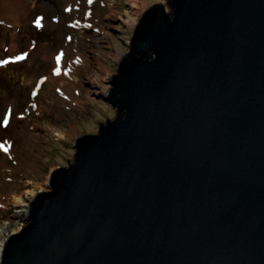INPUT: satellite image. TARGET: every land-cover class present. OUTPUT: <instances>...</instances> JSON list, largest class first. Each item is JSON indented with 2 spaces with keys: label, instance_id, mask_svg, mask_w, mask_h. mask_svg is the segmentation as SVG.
Listing matches in <instances>:
<instances>
[{
  "label": "water",
  "instance_id": "obj_1",
  "mask_svg": "<svg viewBox=\"0 0 264 264\" xmlns=\"http://www.w3.org/2000/svg\"><path fill=\"white\" fill-rule=\"evenodd\" d=\"M141 16L118 116L29 205L2 264H264V0Z\"/></svg>",
  "mask_w": 264,
  "mask_h": 264
},
{
  "label": "rangeland",
  "instance_id": "obj_2",
  "mask_svg": "<svg viewBox=\"0 0 264 264\" xmlns=\"http://www.w3.org/2000/svg\"><path fill=\"white\" fill-rule=\"evenodd\" d=\"M17 1L23 8L10 11L0 0L3 249L31 222L29 205L51 190L54 171L74 162L77 139L118 116L105 97L145 10L164 3L170 12L168 0Z\"/></svg>",
  "mask_w": 264,
  "mask_h": 264
},
{
  "label": "bare ground",
  "instance_id": "obj_3",
  "mask_svg": "<svg viewBox=\"0 0 264 264\" xmlns=\"http://www.w3.org/2000/svg\"><path fill=\"white\" fill-rule=\"evenodd\" d=\"M132 4L133 5H136V2L135 3H133L132 2ZM21 4H19L18 3V1L17 0H7V7L8 6H12V8L11 9H13V11H14V9H15V7L16 6H20ZM23 5L27 8V6L26 5H28V4H26L25 2H23ZM20 8H23L22 6H20ZM11 11V10H10ZM17 12V11H16ZM16 17V16H15ZM21 20V19H20ZM19 20V21H20ZM16 48V44L14 43L13 44V49H15ZM53 55V54H52ZM51 60V59H50ZM61 70V69H60ZM62 71V70H61ZM66 71V70H65ZM54 75H56V74H54ZM56 79V78H55ZM55 135H59V136H63V133L61 132V131H57V132H55ZM25 191H27V192H35V189L34 188H31V189H27V190H25ZM24 208L22 209V211H19L20 213H22V212H24ZM5 226V224L4 225H1L0 226V232L2 231V229H3V227ZM3 247H4V242L3 243H0V263L2 264V261H3V257H2V255H3V251H4V249H3ZM2 251V252H1Z\"/></svg>",
  "mask_w": 264,
  "mask_h": 264
},
{
  "label": "snow or ice",
  "instance_id": "obj_4",
  "mask_svg": "<svg viewBox=\"0 0 264 264\" xmlns=\"http://www.w3.org/2000/svg\"><path fill=\"white\" fill-rule=\"evenodd\" d=\"M18 58H20V57H10V59H18ZM0 63H7V61L6 60H0Z\"/></svg>",
  "mask_w": 264,
  "mask_h": 264
},
{
  "label": "crops",
  "instance_id": "obj_5",
  "mask_svg": "<svg viewBox=\"0 0 264 264\" xmlns=\"http://www.w3.org/2000/svg\"><path fill=\"white\" fill-rule=\"evenodd\" d=\"M12 8V6H10V10L12 11L13 9H11Z\"/></svg>",
  "mask_w": 264,
  "mask_h": 264
}]
</instances>
